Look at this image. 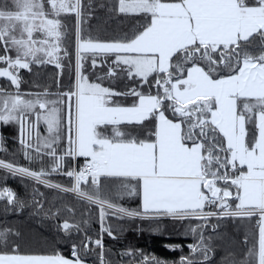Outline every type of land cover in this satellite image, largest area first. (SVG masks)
I'll return each mask as SVG.
<instances>
[{
  "label": "snow or ice",
  "instance_id": "6c2138e0",
  "mask_svg": "<svg viewBox=\"0 0 264 264\" xmlns=\"http://www.w3.org/2000/svg\"><path fill=\"white\" fill-rule=\"evenodd\" d=\"M92 8L91 0L0 6V79L7 82L0 86V126L16 127L23 159L38 165L0 158V169L21 183L71 194L85 212L98 211L100 225L95 239L81 227L88 219L56 226L79 237L71 241L72 258L59 250L25 252L13 239L19 232L4 228L0 264H87L89 255L112 264L103 240L117 238L110 218L189 221L185 235L197 242L173 264H215L218 229L247 222L256 227L254 239L246 235L243 255L229 253L223 264H264V0H117L111 10L134 26L116 41L83 36ZM64 16L76 24L73 88L22 90V70L54 65L63 75L70 56ZM86 61L92 70L104 65V75L90 81ZM106 79L134 86L118 91L102 86ZM0 152L8 153L2 135ZM44 195L33 187L32 202L54 219L60 209H45L37 199ZM125 197H139V210L117 202ZM0 200L13 210L25 207L8 187L0 188ZM119 255L129 259L117 264H169L138 250Z\"/></svg>",
  "mask_w": 264,
  "mask_h": 264
},
{
  "label": "trees",
  "instance_id": "16d2710c",
  "mask_svg": "<svg viewBox=\"0 0 264 264\" xmlns=\"http://www.w3.org/2000/svg\"><path fill=\"white\" fill-rule=\"evenodd\" d=\"M93 5L92 15L83 25V36L98 41H116L123 40L132 35L134 26L133 20L125 17L114 9L117 0H91ZM67 27V37L65 45L68 48L70 56L64 61L65 68L63 75L57 77L59 71L54 65L34 66L33 72L29 73L21 71L24 78L22 90L24 91H43L48 89L50 92L68 91L74 85V68H75V18L73 16L62 17ZM101 68L104 65H100ZM85 68L88 71L89 80L92 72L90 61L85 62ZM97 69V68H96ZM95 69V70H96ZM59 80V86H58ZM7 82L0 79V86H4ZM132 83V84H131ZM127 86H134L132 81H120L117 87L127 90ZM12 90V89H10ZM17 130L15 126H0V135L5 138V147L8 153L0 152V158L7 160H15L16 163L31 166L33 168L38 165H28L23 159L19 151V144L15 139ZM14 154V155H13ZM79 165L83 159L78 160ZM54 181L68 185L69 179L63 176L54 175L51 177ZM8 187L14 191L17 197L25 203L23 210H13V205H7L6 201L0 200V230L4 228L12 229L19 232V237H13L25 252L34 253H51L59 250L65 257H71V241H79V237H67L58 231L57 225L67 219L70 222L82 221L88 219V224L81 223V227L93 239L97 238L100 231L98 220V211L93 207L91 212H85L87 205L78 203L70 194L59 193L56 190L45 189L42 185H34L32 181L25 180L21 183L19 177H11L5 171L0 170V188ZM33 187L39 188L45 195L42 199L45 209L55 211L60 209L59 215L54 219L45 218L42 210L38 209L32 202ZM124 207L139 210V197H125L119 201ZM65 205L72 207L75 215L68 213ZM8 209L7 211L5 209ZM85 212L82 217L81 213ZM51 214V213H49ZM116 239L109 238L106 234L103 237L106 249V256L112 261V264L123 260L127 261L128 257H120V253L126 250H138L148 256H155L162 260H166L169 264L179 261L181 255H189L188 244L196 243V239L192 235H185L189 221H173L171 219H162L159 221H149L140 219H124L110 221ZM195 225L196 221H191ZM222 233V237L213 239L211 244L214 246L215 264H223L222 258L229 253H234L237 257L243 255L245 246L241 243L247 235L249 242H252L256 233V227L247 222L233 223L229 221L218 229ZM205 235H215L210 230L205 231ZM166 245H181L182 248L172 251ZM98 251V250H97ZM87 263L98 264L94 255H89Z\"/></svg>",
  "mask_w": 264,
  "mask_h": 264
},
{
  "label": "crops",
  "instance_id": "0c3cea01",
  "mask_svg": "<svg viewBox=\"0 0 264 264\" xmlns=\"http://www.w3.org/2000/svg\"><path fill=\"white\" fill-rule=\"evenodd\" d=\"M105 70H106L105 66H102V68H101V66H98L97 69L92 72V76H91L90 81H93L97 74L104 75ZM120 81L126 82V84H128V82H129L126 79L125 80H120ZM97 82H99V81H97ZM118 82L119 81H117L116 83H110V81L106 79L105 81H103L102 86H111L112 88H114V89H116L118 91H122L123 90L122 87H120V88L117 87ZM117 99H119L120 102L123 103V104H127V103L131 102L130 100H125L124 98H117ZM80 159H83V158H80ZM76 163H77V165H79L78 160H77ZM165 219H167V218H165ZM67 258H72V257H67ZM87 264H89V263H87Z\"/></svg>",
  "mask_w": 264,
  "mask_h": 264
},
{
  "label": "rangeland",
  "instance_id": "374dc122",
  "mask_svg": "<svg viewBox=\"0 0 264 264\" xmlns=\"http://www.w3.org/2000/svg\"><path fill=\"white\" fill-rule=\"evenodd\" d=\"M9 2H10V0H0V6H4L5 4H7ZM0 170H2V169H0ZM2 171H4V170H2Z\"/></svg>",
  "mask_w": 264,
  "mask_h": 264
},
{
  "label": "built area",
  "instance_id": "2783aa9c",
  "mask_svg": "<svg viewBox=\"0 0 264 264\" xmlns=\"http://www.w3.org/2000/svg\"><path fill=\"white\" fill-rule=\"evenodd\" d=\"M3 170V169H2ZM5 171V170H4ZM71 195V194H70Z\"/></svg>",
  "mask_w": 264,
  "mask_h": 264
}]
</instances>
